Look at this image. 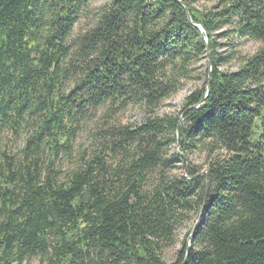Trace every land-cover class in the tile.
Here are the masks:
<instances>
[{"label": "trees", "instance_id": "1", "mask_svg": "<svg viewBox=\"0 0 264 264\" xmlns=\"http://www.w3.org/2000/svg\"><path fill=\"white\" fill-rule=\"evenodd\" d=\"M101 1L75 30L93 0H0V141L23 133L0 146V264H167L200 213L169 264H264V0ZM202 61L204 85L157 116ZM126 107L138 127L113 119ZM102 109L97 143L63 172ZM196 150L208 176L186 166Z\"/></svg>", "mask_w": 264, "mask_h": 264}, {"label": "rangeland", "instance_id": "2", "mask_svg": "<svg viewBox=\"0 0 264 264\" xmlns=\"http://www.w3.org/2000/svg\"><path fill=\"white\" fill-rule=\"evenodd\" d=\"M101 0H93L91 7H90V13L81 16L79 20V24L76 26V29L78 26H83L84 24L89 23L94 17L95 10L101 5ZM215 4V3H214ZM213 2L210 3H199L195 5L194 7L200 11H204L206 9L211 8L213 5ZM228 41L217 38V44L218 48L216 49L217 54L225 55L227 52V47H225L226 43ZM258 45L253 41H246L242 43H238V49L245 54H252L256 51ZM207 61H202L200 65H197L195 67V72L192 75L193 77L191 79H188L187 81L183 82L182 87L170 98L164 100L160 105L159 108L156 110L157 116H163V115H176L180 112V110L183 108L185 98L193 92L195 89L201 88L205 83V77H204V71L206 68H208ZM221 71L224 72H233L236 70V64L234 62H231L230 64L221 65L219 67ZM104 110H100L96 113V115H91L86 118V120L81 124L78 131L75 133V136L72 141V155L69 158H65L61 165V170L68 171L70 168L74 167L75 162L79 160L80 156H82L83 152L89 153L91 151V148L93 147V144H95V140L97 143V140L99 136H95V134H101L99 133L101 129H103V124L106 119L101 118L102 112ZM94 116V117H93ZM144 112L143 109H139L138 107H126L123 110H120L117 112V114L114 116L113 119H115V122L120 123L121 125H127L129 127H138L142 121L144 120ZM100 126V128H99ZM99 131V132H98ZM23 142V133H20V136H16L15 139H11L9 135L3 134L1 137V147L4 146L7 149H10L12 151H16L17 149L21 148ZM177 145H174L170 148V152H173L177 149ZM186 166H194L199 167L202 170V173L205 172V161H204V155L200 152L193 151V153H188L185 157ZM184 168L182 163H177L175 165V168L173 170L176 174H184ZM197 219L191 221L190 223L185 224L182 228H180L176 234L177 239V245L174 249H171L169 251L164 252L162 256V260L169 264L173 262L175 252L179 249L180 243L185 239L187 236L186 234H189L195 225V222ZM188 240V239H187ZM22 264H41L39 258H32L29 261H25Z\"/></svg>", "mask_w": 264, "mask_h": 264}, {"label": "water", "instance_id": "3", "mask_svg": "<svg viewBox=\"0 0 264 264\" xmlns=\"http://www.w3.org/2000/svg\"><path fill=\"white\" fill-rule=\"evenodd\" d=\"M185 9H186V8H185ZM186 10H187V9H186ZM186 13H187V18H188V20H190L189 15H188V12H186ZM201 31L204 32L203 29H201ZM208 66H210L209 63H208ZM203 100H204V99H202V102H203ZM204 174H206V176H208V174H207L206 171L204 172ZM200 216H201V213L199 214V216H198V218H197V221L195 222V225L193 226V228H192V230H191V233H190V235H189V237H188V240H187V249H186V257H187V255H188L189 250H190V245H189V244H190V242L193 241V239H194V233H195V231H196V227H197V225H198V222H199ZM186 257H185V260H184L183 264L186 263Z\"/></svg>", "mask_w": 264, "mask_h": 264}]
</instances>
